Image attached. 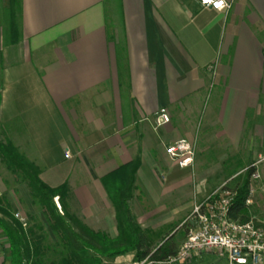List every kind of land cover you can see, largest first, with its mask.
Wrapping results in <instances>:
<instances>
[{
    "label": "crops",
    "instance_id": "1",
    "mask_svg": "<svg viewBox=\"0 0 264 264\" xmlns=\"http://www.w3.org/2000/svg\"><path fill=\"white\" fill-rule=\"evenodd\" d=\"M229 1L217 10L198 0H19L0 125L46 183L66 182L67 208L93 229L118 234L111 191L130 182L132 161L128 205L149 229L159 213L154 227L188 212L170 196L192 171L200 187L210 182L203 172L217 173L205 152L235 173L245 166L241 142L263 140L264 122L251 133L248 113L264 95V0ZM161 106L169 120L158 123ZM181 136L195 143L187 166L165 151Z\"/></svg>",
    "mask_w": 264,
    "mask_h": 264
},
{
    "label": "trees",
    "instance_id": "2",
    "mask_svg": "<svg viewBox=\"0 0 264 264\" xmlns=\"http://www.w3.org/2000/svg\"><path fill=\"white\" fill-rule=\"evenodd\" d=\"M19 0H8L11 16V27L16 29L15 10ZM0 158L12 172L13 176L26 184L32 201L43 213L49 227L56 236L58 256L45 264H101L104 256H114L134 249L137 258L146 255L163 258L173 249L162 242L155 249L151 248L152 241L149 229L142 228L135 220L128 205L131 196V180L138 160L130 163V182H122L111 191L115 207L118 234L110 236L102 230H95L71 212L65 203L67 192L66 182L56 186L46 183L39 175V167L29 159L10 139H0ZM253 166L246 167V177L236 187V193L230 206V215L244 220L247 218L245 198L249 193L248 175ZM54 196L60 202L59 210ZM5 215H10L9 209H3ZM42 225V224H41ZM37 225L38 228L43 226ZM0 226L8 237L7 257L10 264H37L36 252L27 238L25 227L18 218L4 219L0 217ZM30 234L35 231L30 228Z\"/></svg>",
    "mask_w": 264,
    "mask_h": 264
},
{
    "label": "rangeland",
    "instance_id": "3",
    "mask_svg": "<svg viewBox=\"0 0 264 264\" xmlns=\"http://www.w3.org/2000/svg\"><path fill=\"white\" fill-rule=\"evenodd\" d=\"M8 0H0V95H1V68L5 62L8 61L9 56H12L13 52L11 49L8 51V43L9 37L14 35V30L11 28V16L8 10ZM17 10V9H16ZM15 10V11H16ZM17 12V11H16ZM15 12V16H16ZM16 23V18H15ZM262 107L260 112L255 114L251 109L249 110V129L251 133L255 127V121L264 122V95L261 97ZM264 128V127H263ZM250 133V134H251ZM251 137L246 138L242 145H244L245 153L244 156V167L235 172V173H224L219 169L221 165V160L225 159L223 156L221 157H210L209 154H213V151L205 152V157L200 158L203 161L204 165H206V170L209 171V167L218 168L217 173L211 172H203V175H206L209 183L203 184L202 187L196 183L195 175L193 171L191 172V181L190 184L187 183L183 189H175L173 191V195L171 194V200L177 202L179 200V204L182 208L185 207V210L188 212L189 204L191 201H196L204 196H206L211 190L214 188L226 185L233 189H236L237 186L241 184L243 179L246 177V167L253 166V169L248 175V187L253 188L252 194V204L246 207L247 212H257L259 210H263L264 213V137L262 136L260 141ZM8 138L5 128L0 125V139ZM252 138V139H251ZM195 144V143H194ZM207 144H210L213 148H219L222 146L220 140L210 139L207 141ZM215 150V151H216ZM229 151V149L227 150ZM208 154V155H207ZM195 158V157H194ZM193 158V161L195 160ZM33 161V160H32ZM197 170V168H196ZM201 175V174H200ZM55 200V199H54ZM58 200V199H57ZM12 202V203H11ZM57 203V201L55 200ZM59 202V200H58ZM194 203V202H193ZM13 205V206H12ZM59 210L61 209L60 202L57 203ZM9 209L10 215H5L4 210L1 209ZM261 208V209H260ZM71 210V208L69 207ZM61 211V210H60ZM185 211V212H186ZM75 214L74 211L71 210ZM187 212V213H188ZM186 213V214H187ZM185 214V215H186ZM42 212L38 209L36 203L32 201V197L29 194L28 188L22 181H18L12 174V172L2 163H0V217L4 219H11L12 217L18 218L22 221L23 226L27 232V238L29 239L31 245L33 247L38 248L36 252V261L37 264H45L50 260L55 259L57 254V246L55 244L56 236L49 227L47 220L43 219ZM76 215V214H75ZM165 213H159L155 218L161 219V216H164ZM184 215V216H185ZM184 216L177 220L176 215L173 214L170 221L165 222V224L154 227L153 223L149 222V237L152 241L151 248L155 249V247L162 243L166 242L173 250L179 245L180 240H182L183 233L186 230L184 224H181ZM175 217V218H174ZM44 220V221H43ZM159 221V219H158ZM157 221V223H158ZM42 224V225H41ZM37 225L43 226L42 228H38ZM35 231L34 235L30 234V228ZM154 227V228H152ZM0 246L3 249V261L2 264H10L9 259L7 257V248H8V237L5 234L3 228L0 226ZM203 255L201 257H197L196 259H192V264H225L226 261L224 257H219L216 253L211 251H203ZM130 256L133 258L130 261L131 264L134 261L139 260L140 258L136 257L135 251H130L128 253L117 254L114 256H104L101 264H124L122 263L125 259ZM151 259H155L150 256ZM127 264V263H126ZM158 264V263H155ZM259 264H264V257L259 262Z\"/></svg>",
    "mask_w": 264,
    "mask_h": 264
},
{
    "label": "built area",
    "instance_id": "4",
    "mask_svg": "<svg viewBox=\"0 0 264 264\" xmlns=\"http://www.w3.org/2000/svg\"><path fill=\"white\" fill-rule=\"evenodd\" d=\"M200 5L217 10L230 6L229 0H198ZM214 69V64L208 65ZM157 122L169 120L165 106L156 111ZM169 158L179 166L191 164L195 154L194 141L181 136L165 144ZM65 155H68L66 150ZM253 188L245 198L246 207L252 204ZM236 189L221 185L203 198L194 201L181 224L186 227L184 237L172 252L163 258L146 255L131 264H192L196 254L211 251L224 257L225 264H259L264 257V215L247 212V218L230 215V206ZM0 246V264L3 261Z\"/></svg>",
    "mask_w": 264,
    "mask_h": 264
}]
</instances>
